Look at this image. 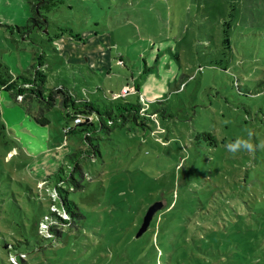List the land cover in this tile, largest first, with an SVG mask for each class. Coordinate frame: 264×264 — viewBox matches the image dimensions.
Segmentation results:
<instances>
[{
  "label": "rangeland",
  "instance_id": "1",
  "mask_svg": "<svg viewBox=\"0 0 264 264\" xmlns=\"http://www.w3.org/2000/svg\"><path fill=\"white\" fill-rule=\"evenodd\" d=\"M62 1L45 12L41 31L16 26L33 14V0H0V63L12 76L27 75L44 52L47 73H59L57 82L79 97L89 91L100 109L142 102L155 115L149 127L127 122L96 131L92 148L77 133L64 136L59 100H34L49 118L36 128L25 114L38 113V104L0 91L2 164L25 182L32 174L37 180L44 173L40 142L26 151L21 177L14 174L20 158L9 162L11 155L36 133L65 143L56 150L62 195L88 206L80 232L48 252L63 254L58 264H264V0ZM59 32L65 57L52 50ZM78 35L86 43L79 56ZM70 42L92 70L63 64L76 60ZM238 137L255 150L230 153L226 145ZM58 159L48 160L56 170ZM156 201L168 209L137 236ZM31 255L22 254L24 264L44 257Z\"/></svg>",
  "mask_w": 264,
  "mask_h": 264
},
{
  "label": "trees",
  "instance_id": "2",
  "mask_svg": "<svg viewBox=\"0 0 264 264\" xmlns=\"http://www.w3.org/2000/svg\"><path fill=\"white\" fill-rule=\"evenodd\" d=\"M62 2V0H33V14L27 17V23L16 26L27 29L34 25L35 28L42 31L46 27L47 16L45 12L58 7ZM94 35V33H91L90 37ZM75 37H77L80 45L79 49H76L79 56V53H83L79 52L81 45L84 46L86 43L83 42V38L79 35ZM61 39L64 40L60 32L54 36L51 42L52 50L58 55L65 57L56 43V41ZM70 47L71 57L78 59V56L73 55L76 53L72 50L73 42H70ZM42 54L45 53L36 54L37 61L32 66V72L28 71L27 75L12 76L7 67L0 63V91L13 93L16 100H19L18 97L21 96V101L28 100L29 103L33 102L34 104H38L36 102L40 101L55 103L56 100H59L67 121L62 127L64 136L77 133L79 140H82V143L83 141H88L92 148L96 147L91 140L94 133L98 130L106 129V131H110L112 128L123 126L127 122L149 127L148 123L152 120L155 113L152 112L150 114L142 102H121L117 105H111L109 108L103 107L100 109L89 98L87 93L79 97L74 92L72 93L67 85L57 82L59 73L51 70L48 74L46 70L50 68V65ZM86 55H88L87 60L92 59L91 55ZM77 59H64L63 64L77 65L75 67L80 69V66L85 63L90 70L93 69L92 66L86 63L87 61L81 62V59L78 61ZM66 60L74 63H69ZM76 68H72L69 72L74 73L78 70ZM136 88L138 89V85H136ZM38 108H35V111H39L36 114L33 113L34 110L26 109L25 115L30 118L28 119L30 123L28 126L30 127L43 128L49 125V118L44 114L43 108L39 107V104ZM67 113L73 116L70 117ZM104 115L110 122V127L106 125V121L103 119ZM76 116L80 117V121L75 124L74 118ZM119 120H121V124L118 123ZM68 126L69 128L66 129ZM1 127H5V125L2 124ZM22 129L23 127H21ZM24 134L25 132L22 131L21 136H24ZM35 136L36 139L34 140L28 138L27 146L23 150H18V152L12 154L9 162H15V155L20 158L14 165V169L18 174H14L21 177L20 173L22 175L23 173L20 169H22L21 167H27V160L31 156V153L29 154L26 151L29 148L37 150L36 141L40 142L45 150L43 151L44 157L40 162L44 173L39 179L35 180V176L32 174L31 176L29 175V179L25 182L22 178L15 177L0 161L2 165H0V264H15L10 257H14L16 264H24L22 254L30 256L33 253L37 254L35 258L41 257V254L44 255L40 259L41 261L39 260L36 264H58L64 256L58 249L54 250V256L51 252H48L53 249L52 246L54 245L52 244L63 242L64 236L68 238L69 235L75 236V231L80 232L79 230L84 226L83 222L87 217L85 212L88 213V206L83 205L85 207L83 209L76 199H71L68 195H62V192L67 193V190L64 189V179L59 173H65V171L62 168L63 164L58 159L61 154L56 152V150L60 147L64 148L66 144L57 145L51 142L49 137H44L37 133ZM49 145L54 147L52 148ZM12 149H15V146L12 145L9 148V152ZM94 153L96 155V152ZM54 158L59 160L56 163L57 170L48 162V160H54ZM45 163L47 164L45 165ZM56 164L54 165L56 166ZM76 167L78 166L75 165L74 168ZM53 176H55V179H52ZM70 178L74 179L72 174H70ZM165 204L156 211V214L164 215L165 209L169 207L168 203ZM57 208L66 213L67 217L59 213ZM63 249L61 247L60 250ZM31 263L29 262L28 264Z\"/></svg>",
  "mask_w": 264,
  "mask_h": 264
},
{
  "label": "clouds",
  "instance_id": "3",
  "mask_svg": "<svg viewBox=\"0 0 264 264\" xmlns=\"http://www.w3.org/2000/svg\"><path fill=\"white\" fill-rule=\"evenodd\" d=\"M252 135H253V131L249 129L248 130L249 138H251ZM260 146L264 147V144H261ZM226 148L232 154H235L241 150H247L248 152H253L255 150L251 142V139H244L240 137L236 138L234 141H230L229 143H227Z\"/></svg>",
  "mask_w": 264,
  "mask_h": 264
},
{
  "label": "water",
  "instance_id": "4",
  "mask_svg": "<svg viewBox=\"0 0 264 264\" xmlns=\"http://www.w3.org/2000/svg\"><path fill=\"white\" fill-rule=\"evenodd\" d=\"M162 204H163L162 201H156L148 206V208L146 209L143 215L141 225L136 233L137 236L142 234L148 228L154 214L158 209L161 208Z\"/></svg>",
  "mask_w": 264,
  "mask_h": 264
},
{
  "label": "built area",
  "instance_id": "5",
  "mask_svg": "<svg viewBox=\"0 0 264 264\" xmlns=\"http://www.w3.org/2000/svg\"><path fill=\"white\" fill-rule=\"evenodd\" d=\"M122 90H123V91L121 92L122 95L128 93L127 87H124ZM79 121H80V117H79V116H76V117L74 118V123L76 124V123H78ZM68 128H69V126L66 127V129H68Z\"/></svg>",
  "mask_w": 264,
  "mask_h": 264
},
{
  "label": "crops",
  "instance_id": "6",
  "mask_svg": "<svg viewBox=\"0 0 264 264\" xmlns=\"http://www.w3.org/2000/svg\"><path fill=\"white\" fill-rule=\"evenodd\" d=\"M87 94H88V92H86ZM29 125H30V123H29Z\"/></svg>",
  "mask_w": 264,
  "mask_h": 264
}]
</instances>
